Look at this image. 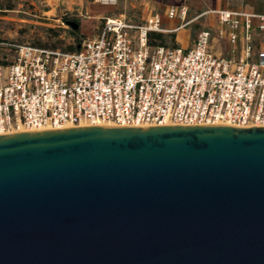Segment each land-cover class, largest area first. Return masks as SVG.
Returning <instances> with one entry per match:
<instances>
[{
    "label": "water",
    "instance_id": "water-1",
    "mask_svg": "<svg viewBox=\"0 0 264 264\" xmlns=\"http://www.w3.org/2000/svg\"><path fill=\"white\" fill-rule=\"evenodd\" d=\"M0 264H264V125L0 135Z\"/></svg>",
    "mask_w": 264,
    "mask_h": 264
},
{
    "label": "built area",
    "instance_id": "built-area-1",
    "mask_svg": "<svg viewBox=\"0 0 264 264\" xmlns=\"http://www.w3.org/2000/svg\"><path fill=\"white\" fill-rule=\"evenodd\" d=\"M10 11L2 10L0 22ZM187 11L183 0L165 16L186 25L206 13L185 20ZM49 12L42 45L0 37V135L98 124L264 125V13L214 10L215 25L183 47L150 43L151 35L181 26L165 29L157 11L138 21L104 17L93 35Z\"/></svg>",
    "mask_w": 264,
    "mask_h": 264
},
{
    "label": "rangeland",
    "instance_id": "rangeland-1",
    "mask_svg": "<svg viewBox=\"0 0 264 264\" xmlns=\"http://www.w3.org/2000/svg\"><path fill=\"white\" fill-rule=\"evenodd\" d=\"M13 11L8 12L6 20L0 23V37L19 43H36L45 41L46 32L49 25L44 23L42 17H47L50 14H43L44 11L55 13L54 17L67 16L75 19L80 24L78 33L83 35H93L96 32V27L104 17L114 16L120 13L132 17L138 21L142 16H145L149 11H157L163 21H172L177 24L181 23L178 17L166 18V8L170 4H178L183 0H144L140 4V9L134 8L132 11L126 3L132 0H118L116 5H104L94 3L93 0H86L82 5L76 3L77 0H9ZM63 1V2H61ZM141 1L136 0L134 2ZM188 4V0H187ZM139 5V4H138ZM53 8V9H52ZM198 15L197 10L188 8L185 20H191ZM167 19V20H166ZM216 14L213 12L205 13L192 22L188 23L187 30H181L178 33V38H172L170 32H162L164 42L167 44H178L183 47H189L196 33L200 29L215 25ZM53 25L58 24L56 21H50ZM163 26V24H162ZM179 26V25H178ZM220 47L226 48V44L221 42Z\"/></svg>",
    "mask_w": 264,
    "mask_h": 264
},
{
    "label": "crops",
    "instance_id": "crops-1",
    "mask_svg": "<svg viewBox=\"0 0 264 264\" xmlns=\"http://www.w3.org/2000/svg\"><path fill=\"white\" fill-rule=\"evenodd\" d=\"M45 1L47 2V0ZM84 1L86 0H77L76 3L82 5ZM134 1L136 0L129 1L128 4L126 3L128 8H130L132 11L134 10V8L140 9L141 7L140 4L144 0L138 1V3ZM188 8L192 11L197 10L198 15L204 12L209 13V12H212L218 9L264 13V0H188ZM178 25H181V26L177 28L176 30L166 31V32H170L174 34L176 39L178 38L179 31L188 29L186 28L188 24L184 25V22L179 23V21H177V24L176 23L174 24L172 21L170 22L163 21V27L167 30L174 29L178 27ZM79 27H80V24H79Z\"/></svg>",
    "mask_w": 264,
    "mask_h": 264
},
{
    "label": "trees",
    "instance_id": "trees-1",
    "mask_svg": "<svg viewBox=\"0 0 264 264\" xmlns=\"http://www.w3.org/2000/svg\"><path fill=\"white\" fill-rule=\"evenodd\" d=\"M3 9H12V5L10 4L9 0H0V14H3V12H2ZM64 18H65V20L68 19L67 16H65ZM77 30H75L74 32H77ZM48 31L51 32L50 29H48ZM51 34L54 35V33H51ZM170 36L172 38H175L174 34H171ZM58 43H59V41H56L55 43H53V46H56ZM150 43H152V44H156V43L164 44L165 43L164 42V35L162 33H156V34L151 35L150 36ZM34 44L42 45V43H40V42H36Z\"/></svg>",
    "mask_w": 264,
    "mask_h": 264
},
{
    "label": "bare ground",
    "instance_id": "bare-ground-1",
    "mask_svg": "<svg viewBox=\"0 0 264 264\" xmlns=\"http://www.w3.org/2000/svg\"><path fill=\"white\" fill-rule=\"evenodd\" d=\"M99 126H112L110 124H98ZM41 130H45V129H41ZM28 131H38V130H34V129H25L23 127H19L15 132H28Z\"/></svg>",
    "mask_w": 264,
    "mask_h": 264
}]
</instances>
